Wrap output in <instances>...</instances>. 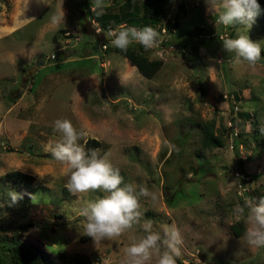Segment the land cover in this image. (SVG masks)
Wrapping results in <instances>:
<instances>
[{
    "label": "rangeland",
    "instance_id": "1",
    "mask_svg": "<svg viewBox=\"0 0 264 264\" xmlns=\"http://www.w3.org/2000/svg\"><path fill=\"white\" fill-rule=\"evenodd\" d=\"M184 1L188 11L177 25L166 27L177 8L171 0L154 27L161 43L144 51L161 65L147 77L94 28L144 27L125 0H104V22L91 10L95 0H0V262L19 264L12 250L23 240L55 264H121L124 249L144 235L136 227L96 248L77 229L85 202L104 194H70L62 166L44 150L61 140L53 122L68 119L88 132L79 142L86 151L109 153L125 183L156 193L155 201L141 199L140 211L154 231L173 223L181 231L177 264H264V247L243 239L245 224L235 216L246 198L259 203L264 189V20L248 33L217 31L204 0ZM62 9L65 22L52 25ZM197 25L209 35L203 44ZM238 34L261 46L254 68L223 50L219 35ZM11 170L31 175L29 185L10 178ZM9 192L22 199L9 206ZM238 221L244 231L236 235Z\"/></svg>",
    "mask_w": 264,
    "mask_h": 264
},
{
    "label": "clouds",
    "instance_id": "2",
    "mask_svg": "<svg viewBox=\"0 0 264 264\" xmlns=\"http://www.w3.org/2000/svg\"><path fill=\"white\" fill-rule=\"evenodd\" d=\"M43 4L49 5L46 0ZM206 11L214 18L215 26L236 28L248 33L255 18L261 12L258 0H204ZM104 0H95L92 11L96 16L103 15ZM65 22V12L57 11L51 16L50 23L59 26ZM96 34H104L109 44L127 52L129 47L139 45L144 50H151L161 43L160 33L152 26L142 28L120 26L104 32L102 28L94 27ZM218 31V28H217ZM223 50L232 54L236 64L247 63L255 67L262 61V49L259 43L253 42L247 34H238L236 38H225L219 35ZM213 63L222 60L210 58ZM121 82L124 80L121 77ZM53 131L59 133L61 140L55 145L46 144L44 150L49 152L63 168L67 175L66 190L73 196L91 192L104 195L88 200L79 211L83 218L77 229L83 236L91 238L98 248L105 241L116 240L133 228L139 227L144 233L124 249L125 259L121 264H177L181 255L183 237L181 231L173 223L161 231L153 230L151 220H144L141 209V199L155 201L157 195L145 186L125 183L118 168L113 167L109 153L101 155L98 150L86 151L79 143L86 144L88 132L77 129L68 119H57L53 122ZM264 133V129H261ZM170 149L172 146H169ZM12 206L22 195L9 192ZM236 219H243L245 232L243 239L253 247H264V198L254 203L252 198H246L244 204L237 205ZM82 229V231L80 230Z\"/></svg>",
    "mask_w": 264,
    "mask_h": 264
},
{
    "label": "trees",
    "instance_id": "3",
    "mask_svg": "<svg viewBox=\"0 0 264 264\" xmlns=\"http://www.w3.org/2000/svg\"><path fill=\"white\" fill-rule=\"evenodd\" d=\"M170 2L171 0H145L143 3H137L136 0L135 2H133V0H125L124 6H126V8H128V6L132 8L130 12L134 17V21H137L144 26L160 27V23L165 20V18H167V10ZM258 2L261 5L262 10L255 19L264 20V0H258ZM187 11L188 7L186 6L185 1L178 0L176 11L173 14V21L167 18L166 27L177 25L181 16H184ZM115 17H117V15H115ZM96 18L104 22L103 18L99 16H96ZM194 30L198 36L196 39L197 42L201 44L207 42V36L209 35L204 34V27L202 25H197ZM163 43L171 44V38H167L163 41ZM115 51L125 55L129 61L134 64L144 76L147 77H152L161 65L160 59H150L143 47L139 45H137V47L134 45L129 47L127 52H121L119 49H115ZM183 55L185 56V54ZM230 121L233 126H235V116L232 115L230 117ZM211 128L212 123H209L208 133L211 132ZM91 139L92 141H95L94 138H90L89 140ZM208 139L215 144L218 143L214 137H209ZM9 175L10 178L15 179L18 183H21L24 186H28V183L32 179L31 175L19 170H11ZM262 198H264V189L261 193V199ZM238 224L240 225L238 228L235 226L233 227V231L236 235H239L241 231H244L240 221H238ZM22 227L26 228L27 225L23 224ZM12 251L14 254L13 259H15V261H17L19 264H55L53 256L50 252L30 241L27 242L23 240H17ZM76 256H78L77 260L81 261V263L86 262L88 258L85 254H76ZM0 264L5 263L0 262Z\"/></svg>",
    "mask_w": 264,
    "mask_h": 264
},
{
    "label": "water",
    "instance_id": "4",
    "mask_svg": "<svg viewBox=\"0 0 264 264\" xmlns=\"http://www.w3.org/2000/svg\"><path fill=\"white\" fill-rule=\"evenodd\" d=\"M44 60H45V57H41V59L37 63L43 62Z\"/></svg>",
    "mask_w": 264,
    "mask_h": 264
},
{
    "label": "built area",
    "instance_id": "5",
    "mask_svg": "<svg viewBox=\"0 0 264 264\" xmlns=\"http://www.w3.org/2000/svg\"><path fill=\"white\" fill-rule=\"evenodd\" d=\"M51 56H54L53 54Z\"/></svg>",
    "mask_w": 264,
    "mask_h": 264
},
{
    "label": "crops",
    "instance_id": "6",
    "mask_svg": "<svg viewBox=\"0 0 264 264\" xmlns=\"http://www.w3.org/2000/svg\"><path fill=\"white\" fill-rule=\"evenodd\" d=\"M41 59V58H40ZM46 60V59H45Z\"/></svg>",
    "mask_w": 264,
    "mask_h": 264
}]
</instances>
